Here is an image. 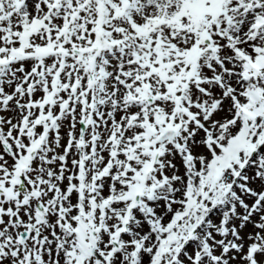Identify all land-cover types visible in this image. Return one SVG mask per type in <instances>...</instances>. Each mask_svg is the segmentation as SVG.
I'll return each mask as SVG.
<instances>
[{"label": "snow or ice", "instance_id": "obj_1", "mask_svg": "<svg viewBox=\"0 0 264 264\" xmlns=\"http://www.w3.org/2000/svg\"><path fill=\"white\" fill-rule=\"evenodd\" d=\"M0 264H264V0H0Z\"/></svg>", "mask_w": 264, "mask_h": 264}]
</instances>
